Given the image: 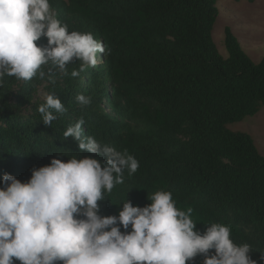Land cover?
I'll return each instance as SVG.
<instances>
[{
	"label": "trees",
	"instance_id": "trees-1",
	"mask_svg": "<svg viewBox=\"0 0 264 264\" xmlns=\"http://www.w3.org/2000/svg\"><path fill=\"white\" fill-rule=\"evenodd\" d=\"M218 1L49 0L69 32L91 33L106 52L78 77L71 72L79 61L67 66L68 75L49 64L42 66L44 79L5 77L0 187L5 174L27 182L33 169L54 158L92 155L63 136L83 117L85 136L139 162L137 172L125 170L124 183L99 202L101 216H118L127 199L145 207L155 192L170 191L180 210L192 209L196 230L228 225L234 243L248 244L252 258L264 264V155L249 134L227 128L264 107V58L252 60L230 28L228 57L219 53L213 40ZM37 43L48 45L47 38ZM49 94L67 108L51 127L37 111ZM78 94L91 103L81 106ZM203 261L201 255L190 264Z\"/></svg>",
	"mask_w": 264,
	"mask_h": 264
},
{
	"label": "clouds",
	"instance_id": "clouds-1",
	"mask_svg": "<svg viewBox=\"0 0 264 264\" xmlns=\"http://www.w3.org/2000/svg\"><path fill=\"white\" fill-rule=\"evenodd\" d=\"M42 38L46 47L38 46ZM105 52L91 33L69 32L49 0H0V86L6 76L44 79L42 66L49 64L68 75L67 66L79 61V70L71 72L78 77ZM76 99L81 106L91 103L84 94ZM37 111L51 127L67 108L49 94ZM84 123L81 117L63 136L92 155L54 158L33 169L27 182L3 176L0 264H190L201 255L203 264H258L248 244L234 243L230 226L211 223L203 234L196 230L192 209L180 210L170 191L155 192L145 207L127 199L118 216H101L99 202L124 183L125 170L135 174L139 162L127 150L85 136Z\"/></svg>",
	"mask_w": 264,
	"mask_h": 264
},
{
	"label": "rangeland",
	"instance_id": "rangeland-1",
	"mask_svg": "<svg viewBox=\"0 0 264 264\" xmlns=\"http://www.w3.org/2000/svg\"><path fill=\"white\" fill-rule=\"evenodd\" d=\"M219 16L213 29V40L224 57H228L225 46V30L230 28L244 51L259 62L264 58V0H219ZM39 97H45L41 90ZM233 132L249 134L258 151L264 155V107L255 116L227 125Z\"/></svg>",
	"mask_w": 264,
	"mask_h": 264
}]
</instances>
